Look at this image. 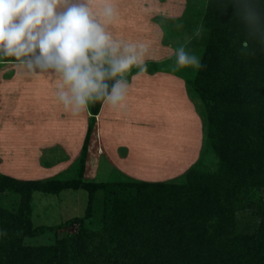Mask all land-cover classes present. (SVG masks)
Returning a JSON list of instances; mask_svg holds the SVG:
<instances>
[{"label":"trees","instance_id":"1","mask_svg":"<svg viewBox=\"0 0 264 264\" xmlns=\"http://www.w3.org/2000/svg\"><path fill=\"white\" fill-rule=\"evenodd\" d=\"M224 11L223 0H187L181 18L155 19L164 32L163 44L173 50L193 24L203 22L205 28L190 47L207 67L185 82L202 126L197 162L181 177L162 183L86 180L89 143L103 104L89 105L91 124L75 163L78 177L40 181L0 174V203L12 196L25 203L34 192L83 190L89 194L91 218L95 196L104 191L101 228L90 229L80 219L34 229L28 207L11 211L3 202L0 264H264V50L242 55L233 45L237 29L224 24ZM178 24L183 28L178 30ZM1 62L16 64L11 58ZM154 65L145 70L177 75L183 70H175V59L169 69L166 63ZM47 154L41 158L47 169L69 161L64 151L52 162ZM205 160L213 167L205 168ZM76 224V235L53 245L24 243L27 237Z\"/></svg>","mask_w":264,"mask_h":264},{"label":"crops","instance_id":"2","mask_svg":"<svg viewBox=\"0 0 264 264\" xmlns=\"http://www.w3.org/2000/svg\"><path fill=\"white\" fill-rule=\"evenodd\" d=\"M134 1L114 0L120 12L119 18L113 25L114 34L118 38L149 44L150 56L146 58L145 65L154 68V64L158 66L166 63L169 69L171 61L175 59L174 50L163 44L164 32L160 25L155 22V19L160 18V16L167 20L181 18L185 10L181 15L176 16L166 9L163 10L164 6L168 5L167 3H155L157 7L155 8L150 2L148 3L149 8L152 7L150 10L147 6H144V0H136L137 3L133 4ZM97 2H100V0H97ZM183 2H185V5L187 4V0ZM151 15L157 16L153 17ZM155 38L162 41L161 48L153 46ZM1 61L0 152L3 153H0V160L2 158L6 160L7 168V172L3 175L18 180H39V178L28 179V176L30 177L33 174L30 165L34 162L32 157L36 151L41 153L39 157L40 165L43 153L46 154L52 150H57L56 152L60 154L64 151L69 157V161L60 163L51 169L44 168L41 165V169L38 170L39 174H47L49 171L55 174L64 165L68 163L75 164L80 157V151H82L88 133V124L91 119L89 107L79 114L66 110L56 97L58 80L54 76L49 74H22L15 63H2ZM138 71V69L133 68L126 75L129 90L122 107L112 109L103 104L100 114L96 117L97 123L89 143L87 165L97 164L99 166V162L106 158L116 168V171L125 177L146 182L145 174L137 172L138 170L142 172L138 164L140 160H132L136 158L135 155L140 150L137 144L142 147L148 146L147 143H149L148 153L153 159V154L161 156L159 162H156V169L166 173L172 170L176 173L184 166L191 168L195 164L194 162L198 160L202 143V126L199 117L190 104L191 112H187V116H184L187 131L178 132V129H176L178 134L174 139V143H171V139L165 137V134L169 136L175 133L173 132L175 131L174 127L168 128L161 124L160 119H156L152 110L146 111L145 118L147 119L145 122L138 121L137 124H131L129 129L128 118H134L136 112L141 113L142 103L157 102L160 98L180 101H186L188 98L185 82L179 77L181 75L164 71L150 74L146 70L143 74L137 75ZM21 108H23L22 114L18 111ZM60 108L64 111L63 113L57 112ZM152 108V105L149 106V109ZM20 120L23 121L20 123ZM23 125H25V128H22ZM163 128L164 131L162 132ZM159 131L163 133L164 140L155 136H159ZM140 158H145V167L155 168V165L148 163L149 159L146 158V153ZM188 160L190 161L188 162ZM13 168H16V170L20 168L21 170L15 172ZM134 168H137V171H132ZM186 168L181 172H185ZM19 175H22L23 178L18 177ZM169 179H163V181Z\"/></svg>","mask_w":264,"mask_h":264},{"label":"clouds","instance_id":"3","mask_svg":"<svg viewBox=\"0 0 264 264\" xmlns=\"http://www.w3.org/2000/svg\"><path fill=\"white\" fill-rule=\"evenodd\" d=\"M223 6L224 24L237 29V50L246 56L264 50V0H223ZM119 15L114 0H0V60L13 59L22 74L54 76L58 101L74 114L95 103L119 109L129 90L126 75L133 68L143 74L150 56L149 44L114 34ZM204 34L198 22L178 42L175 70L207 67L190 47Z\"/></svg>","mask_w":264,"mask_h":264},{"label":"rangeland","instance_id":"4","mask_svg":"<svg viewBox=\"0 0 264 264\" xmlns=\"http://www.w3.org/2000/svg\"><path fill=\"white\" fill-rule=\"evenodd\" d=\"M137 1L135 0L133 4L137 3ZM183 1H185V0H169V1L168 0H144V2H145L144 6H147L148 9L151 10L152 7L150 6V8H149V5H148V3H150V2L152 3L153 6H155V8H157L156 4H166L167 3L168 5L164 6V8L162 7L163 10L166 9L167 11H170L172 14H175L177 16V15H181V13H183L185 10L186 5H185V2H183ZM162 8H160V10H162ZM160 13H162V12L160 11ZM156 14L158 15V13H156ZM157 15H151V16L154 17ZM160 18H161V16H160ZM153 42L155 43L153 45L155 48L158 46L160 48L162 47V41L161 40L155 38ZM193 51L195 52L196 50L194 49ZM195 54H196V52H195ZM197 55L201 56V54H199V53H197ZM189 70H190L189 68H186V69H183L181 71L182 76H179V77H181V79H183L182 80L183 82H186L187 77L189 78L190 74L194 73V71H195L194 69H191L190 71ZM182 103H184V104L182 105ZM190 104L192 105V109H193L194 108L193 104L190 102V100L188 98L186 99V101H184V100L180 101V100H176V99L171 100L170 98H168V99H161L160 98V100L157 102H151L149 104L148 103H142L141 104V107H142L141 113L138 114V112H136L134 118H132V117L128 118V128L130 129L131 124H137L138 121L145 122L147 119V118H145V116L147 114L146 111L152 110L154 112V115L156 116V119L157 120L160 119L159 121H161V124H163L165 127H168V128L174 127V129H175V131H173V132H175V133H173V134H175L174 136H173V134L169 135V136H166V134H165V137L168 139H171V143H174V139L176 138V135L178 134L176 132V129H178V132L179 131H187V124L184 121L185 120L184 116H187V112H189V113L191 112ZM151 105L153 108L149 109V106H151ZM136 109H138V108H136ZM18 111L22 114L23 108H21L20 110L18 109ZM54 111H56V110H54ZM57 112L63 113L64 111L62 110V108H60V109H58ZM168 118H171V119H168ZM22 121L23 120H20V123ZM90 121L91 120H89L88 130H89V127L91 124ZM96 123H97V120H96ZM167 125H169V126H167ZM26 127H30V126H26ZM22 128H25V125H23ZM163 131H164V128L162 129V132ZM165 132H166V130H165ZM158 135L159 136H157V135H155V136L160 137L159 139H161V140H164L165 137H164L163 133H161L159 131ZM17 136H19V134H17ZM21 137H22V135H21ZM85 140H86V138H85ZM138 142H141V141H138ZM147 144H148V146H142L143 148L141 146H138V144H137V147L140 150H139V153L137 155H135L136 158L132 159L135 161L137 159L140 160V162H138V164L140 167L139 169L142 172H140L139 170L137 171V168H134L132 171H137L139 173L145 174V178L147 179V181H146L147 183H162V182H166V181H163V179H167V178H170L167 181H172L176 178L181 177L187 170H189V167L186 168L187 166L186 167L184 166L181 169L177 170L176 173H174L172 170L169 171V173H166L165 171H160L159 169H156L157 168L156 162L157 161L159 162V157L161 158V156H159V154H153V156H154V159H153V157L148 153L149 149H150V144L149 143H147ZM167 147H169V145H167ZM171 147H173V146H171ZM56 151L57 150H52L50 152V154H47V155H49V157H47L49 161L52 162L53 160L60 159V157L62 155L59 153L57 155ZM0 153H3V152H0ZM80 153H81V151H80ZM145 153H146V158L148 157V159H149L148 163L150 165H155V168L149 169L148 167H145V165H144V163H146L145 158H140ZM22 154H23V152H22ZM88 154H89V150H88ZM40 155H41V153H39L37 151L33 155L32 159L34 162H32L30 165V170H31V173H33V174L30 175V177L28 176V179H30V178L38 179L39 178L40 181H46L49 179L57 178L61 181H70V180H74L78 177V170H77L78 165H76L77 163L73 164V165L71 163H68V164L64 165V167H61L59 169L58 173H55V174L51 171H49L47 174H39L40 172L38 170L41 169L40 168L41 165L39 162ZM87 159H88V156H87ZM189 161L190 160H188V162ZM35 162H36V164H35ZM196 162H194V163H196ZM204 166H205V168L211 167V166L213 167L212 163L210 161H207V160L204 161ZM185 168H186V171L181 172V170H183ZM171 169H174V168H171ZM13 170L16 172V171H20L21 169L18 168L16 170V168L15 169L13 168ZM6 172H7L6 160L2 158L0 160V174L6 173ZM164 173H166V174H164ZM85 176H86L85 179L89 180V181L107 182V183L108 182H120V181L125 182L126 180H128L127 178H129V177H125L123 174H121L118 171L116 172V168L106 158L99 162V166L97 164H95L93 166H88L87 161H86ZM18 177L23 178L22 175H19ZM104 200H105V192L104 191L98 192L95 196V201L93 204V211L91 213L92 214L91 218H87V215H88L87 210L89 207V194L83 190H80V191L67 190V191L62 192L59 195H53V194L46 193V192H34V193H32L31 199L28 202L25 201V203H23V201L20 198H16L15 196H12V197H9L8 199H2V202L0 204H2L4 202V204L7 205L6 207L11 211L19 209L20 206L23 210L27 209V207H28V209H30L31 221H32V226L34 229H38V228H42V227H44V228H57L59 226L65 225L66 223H68L70 221L75 222V221L80 220V219L86 220V226L88 228L99 229V228H101V219H102L103 212H104ZM16 212H18V211H16ZM78 230H79V228H78V225L76 224L74 226H68L67 228H65L62 231H53L52 233H47L41 237H36L33 239H29V237H27L24 239V243L26 246H33V247L41 246V245H46V246L47 245H53V244H55V242L58 239H63V238H66L68 236H71V235L72 236L76 235L78 233Z\"/></svg>","mask_w":264,"mask_h":264}]
</instances>
